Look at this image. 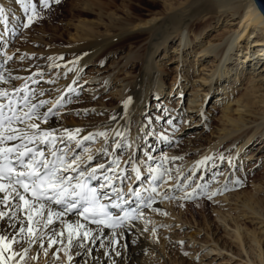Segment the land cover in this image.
<instances>
[{
  "label": "bare ground",
  "instance_id": "bare-ground-1",
  "mask_svg": "<svg viewBox=\"0 0 264 264\" xmlns=\"http://www.w3.org/2000/svg\"><path fill=\"white\" fill-rule=\"evenodd\" d=\"M64 2L65 0H45L47 7L39 4L38 8L29 12L22 11L24 7H20L23 5H20L21 3L18 5L19 8L18 6L17 8L23 15L28 16L39 11L38 9L41 12H48ZM84 5L89 6L87 2ZM79 8L73 5L70 7L71 20H74V16H77L80 20H77V24L70 28L74 33L71 35L73 37L71 46L67 51L65 50L69 54L68 59L61 61V52H56L52 56L53 59L47 64L49 67L62 65L60 70L56 68L55 77L61 71L59 79L68 71L72 73V77L70 75L71 78L68 77L65 80H61V82H57L53 78L55 81V85H53L55 86L54 92L59 96L65 92V94L69 93L72 97H75L74 92L76 90L74 91L75 88L72 86V82L78 78L76 83L78 85L82 84L83 91H88L87 94L90 95L85 98V101L93 98L92 96L96 94V88L100 85L105 90L113 87L112 90L116 92L115 96L110 99V102L100 101L98 103L102 107L106 106L108 108L105 109L103 107L104 111L101 117L95 122L87 121L86 123L85 121L78 125L63 124V126H60L52 117L48 116L45 111L46 108H42L46 95L39 89H31L24 81L17 84L11 80L9 77L11 70L7 68L3 59L0 61V105H3V115L12 117V122L9 124L7 121L4 123V127H0V139H3L0 147H12L14 149L12 154L6 153L7 155L17 158L18 154L15 153V148L20 145H26L32 150V153L42 152L44 155L41 159L47 158L49 161H55L56 156L51 154L53 152L57 153L52 145L53 141H42L34 138L39 137L41 132L51 133L53 137L62 134L77 140L81 137H89L91 133H103L102 138L106 136L110 144L127 141L128 153H133L134 148L132 146L134 144L136 146L137 141L140 142V139L145 136L140 135L142 130H144L142 116L144 114V103L150 94L156 95L163 89L164 76L159 69L160 65L155 60V56L160 52L163 53V56L167 55L168 44L175 41L178 42L174 50H178V46L182 44L179 49L180 55H178V59L176 58L178 62H185L187 56L191 53L194 58H197L196 60L201 56H204L202 59L207 58L206 69H202L205 71L198 75V88L196 89L191 85L190 90V97L194 99L198 96L201 97L192 101L189 99L190 103L185 108H182L184 112L180 110L177 114L175 113L177 117H182L183 115L184 117H190L192 122L197 124L202 120V117L209 116L210 109L212 110L214 106L207 108V105L204 106V100L206 96L214 91H217L214 104L218 103L221 106L220 120L222 124L218 129L221 132H218L219 136L216 137L213 144L208 145L199 154L210 152V158L218 160L220 152L218 149L212 150L215 147L214 145L218 142H225L227 143L226 145L233 143L232 152L226 156V161L229 160L228 164H230L236 155L238 158L237 153L239 150L242 149L241 151L243 152L246 148L251 147L253 142L264 139V17L253 0H191L185 8L178 10L167 8L163 13H160L158 18L153 15L142 22L143 24H148L146 28L141 29L139 32V36L144 37L137 40L135 43L136 48L134 49L133 47L126 54H123L119 44L125 39V36L129 35L126 38L135 40L136 35L129 33L128 29L123 28L121 30L122 33L114 37H109L100 33V31H94L89 25L82 22L83 13L88 11L87 8L85 7L87 11L83 10L84 8ZM89 9L91 10V8ZM17 11L15 12L17 13ZM88 12L92 14V12ZM16 13L13 14V17H16ZM192 18L201 23L200 25L196 24L198 28L194 29L193 33L191 32L193 37H198L205 27L219 21L221 24L225 21V24L229 25L228 31L220 34L216 43L208 46L200 44L196 47L193 45L189 33L190 20ZM139 20V22L142 21L141 18ZM202 26L204 27L203 29H201ZM4 29L0 30V35H4ZM112 38L115 39L112 40ZM106 55L107 58L111 57V59H114L113 57L115 56L117 58L112 63L114 67L110 70L104 69L110 68V65L100 67L94 62V59L98 56ZM169 59L170 57L167 55V60ZM237 59L238 61H236ZM88 63L94 65L91 70L94 72L90 71L82 75L83 71L81 68H84L85 64ZM182 65L181 63L179 70L175 72V78L191 74V70L187 69L183 73L181 71ZM34 69L36 68L30 71L31 75L35 72ZM112 71L115 72L112 73ZM119 72L121 73L119 74ZM123 72H131L132 75L126 76ZM122 74H124L123 77L119 79ZM30 79L33 78L31 77ZM96 80L99 81L97 82ZM241 81L249 84L246 87L247 89L241 92L236 91V93L230 95L229 91L237 85V82L241 84ZM179 85L180 87L184 86L182 83ZM116 89H121L122 93ZM198 89L201 91L200 93H197ZM91 90H93L92 93H90ZM79 91L83 92L82 88ZM233 100L234 103L236 102L234 106L232 104ZM126 101L127 103H125ZM85 104L89 107L91 103L86 102ZM33 105H35L34 109H32ZM203 106L202 115L194 112L195 110H202ZM194 108L195 110H193ZM84 112L88 115L98 112V109L91 106L87 110H82L81 113L85 114ZM26 113L31 115V120H29L28 115H25ZM45 113H47V116H45ZM133 115L134 118L132 119ZM138 117L141 118L140 122H137ZM204 121L201 123H205ZM31 123H35L38 126L39 132L29 127ZM135 125L136 135H133L132 131L129 130L133 129ZM128 127L129 133L124 136V131ZM25 133H27V139L24 138ZM118 133H122V135H118ZM146 133L147 130L144 131V134ZM8 135H15L16 139L7 140L6 137ZM138 136H140L139 140ZM143 141L148 142L146 139ZM20 150L22 151L23 148H20ZM259 152L261 159L264 157V149L259 150ZM249 154H251V151H249ZM57 155L62 156V154L58 153ZM30 156L31 153L25 157L26 163ZM199 161L204 163L205 156L194 161V164L199 163ZM210 161L212 160L209 159ZM188 162L189 159L185 161V164ZM236 162L238 161L235 160ZM15 163L17 165V173L25 170V168L19 167V160H16ZM66 165L65 157L63 164L57 162L56 166L60 169L58 175L66 177L70 184H76L83 178L86 180L90 179L92 186L97 188L100 194L99 199L111 203L114 216L118 218L123 212H128L129 208H132L133 210L130 212L131 218L123 222L116 221L109 228L89 225L79 217L81 209L78 203L76 208L65 211L69 207V203L77 202V197L63 198L60 203H57L53 193L48 192L52 194L51 199L36 201L27 197L18 186L11 184V182H0L8 186L3 191H0V212L5 213L4 217L0 218V236L5 238V243L10 242L8 251L0 249V253H2L0 260H7V264H20L16 250H11L13 244L19 250L27 245H31L33 249H36L42 245L44 246V244L49 246V238L51 237L55 242L49 247L56 248L60 253L65 252L69 256L73 255L72 259L68 260V264H142L144 259H142V256L146 246H148V242L140 236L139 232H142L143 226L140 220L134 218L133 215L136 216L139 212L144 211L143 213L149 217L159 218L161 213L160 209H158L159 206L150 205L147 200L135 202L132 199H122L120 196H114L109 191V180L97 183L94 178L91 179V176L84 173L81 175V170L80 173L77 172L78 174L76 173L77 170L74 171L73 174L75 175L71 176L62 170ZM192 166L194 168V165ZM210 167L211 165H209V169ZM210 170H212L214 175L211 179L213 180L212 189L219 193L223 192V190H228L222 201L220 200V203L218 202V206H216V217L221 221L223 228L231 227L232 234H229V231L226 233L234 238V243L239 247L240 251H243L246 262H249V264H264V178H261L260 175L251 176L257 179L259 184L249 185L251 187L249 191H245L246 189L236 191L239 187L245 186L247 181L244 178L234 176L233 168L230 169L227 166L226 169L219 172L214 166ZM132 171V174L139 172L136 167ZM232 177L235 179H232ZM17 192L19 195H16ZM5 196L8 197L7 201L4 200ZM21 196L28 201V204H25L20 199ZM29 205H31V208ZM49 211L54 214L52 223L45 226L43 221L48 219ZM29 215H32V227L34 230L31 236L32 242H30L27 231ZM66 227L72 231L73 239L71 242H69V233L65 230ZM22 228L24 231H21ZM77 232H79V235H76ZM84 233H89L87 239L84 238ZM13 237H15V240H13ZM212 243L213 246H209V250L219 253L220 248H224L218 243L217 239H214ZM81 245L83 246L81 247ZM80 255L81 258H79ZM26 256L27 252L22 255L20 260L25 259ZM9 257L11 259H8ZM28 264L34 263L29 259Z\"/></svg>",
  "mask_w": 264,
  "mask_h": 264
},
{
  "label": "rangeland",
  "instance_id": "rangeland-1",
  "mask_svg": "<svg viewBox=\"0 0 264 264\" xmlns=\"http://www.w3.org/2000/svg\"><path fill=\"white\" fill-rule=\"evenodd\" d=\"M190 1L65 0L62 5L48 12H41L38 9L39 11L34 14L25 16L18 10V5L20 3V5L23 4L20 6L24 7L22 11L29 12L39 7L40 0H21L20 3H17V0H0V7L5 8L2 14L5 18L0 15V30L5 28L4 35H0V61L4 59L5 65L11 70V76L9 75L11 80L17 84L24 81L31 89H39L46 95L42 108H46L45 111L48 116L52 117L60 126H63V124L78 125L85 121L86 123L87 121L95 122L101 117L104 108H108L106 106H103V108L98 103L100 101L110 102V99L116 93L115 90H112L113 87L105 90L100 85L96 88V94L92 96L93 98L85 101V98L90 95L87 94L88 91H83L82 84L78 85L76 83V79H78L76 78L72 82V86L75 88L74 91L76 90L74 92L75 97H72L69 93L65 94V92L59 96L54 92L55 86L53 85H55V81L61 82V80L67 79L70 75L72 77V73L68 71L70 74L68 72L64 73L65 75H62L59 79L61 71L55 77L56 68L60 70L62 65L60 64L59 67L54 65L47 66L56 52H61V61L68 59L69 54L66 51L71 46V40H73L71 35L74 33L70 28L77 24V20H80L77 16H74V20H71L70 7L72 5L78 6L84 8L83 10L87 8L88 11L92 12L91 14L85 10L87 12L83 13L82 22L89 25L94 31H100L102 34L114 37L117 34L120 35L123 28L128 29L129 33L136 35L135 40L126 38L129 35L125 36V39L119 44L123 54H126L128 50L133 47L134 49L136 48L135 43L137 40L144 37L139 36L140 30L148 25L142 23L144 20H148L153 15L158 18L160 13H163L167 8L176 10L185 8ZM86 2L89 6L84 5ZM14 13H16V17H13ZM30 16L34 17L32 22L28 27H24ZM139 18L142 19L141 22H139ZM196 24L200 25L201 23L192 18L190 20L189 33L193 45L196 47L200 44L208 46L216 43L218 41L217 37L227 32L229 27V25L225 24V21L222 24L219 21L205 28L202 26L201 29H204L201 35L193 37L191 32L193 33L194 29L198 28ZM114 39L112 38V40ZM177 42L168 44L167 55L170 57L169 60H167V55L163 56L162 52L155 56V60L160 65L159 69L164 76L163 89L156 95L150 94L144 103V114L142 115L144 130H142L140 135L145 136L141 139L138 136L140 142L137 141L136 146H134L135 142L133 143V153H128L127 141L110 144L106 136L103 139L102 135L100 137L98 133H91L89 139L81 137L78 140L59 134L54 137L52 145L58 154H62L65 157L66 164H71L77 156L81 158L77 162L76 173H80L81 170V173L91 176L97 183L109 180V191L114 196H120L122 199H132L135 202L147 200L150 205L159 206L158 209L161 212L159 218L149 217L143 213L144 211L139 212L136 216L133 215L134 218H137L142 223L143 230L139 232L140 236L148 242V246H146L142 256V259L144 258L142 264H249V262H246L243 251H240L239 247L234 243V238L229 235L232 234L231 227L223 228L221 221L216 217V206H218L217 204L218 202L220 203V200L222 201L228 190H223V192L219 193L212 189L213 180L211 179L214 175L210 169L216 166V169L221 172L227 166L230 169L233 168L234 176L244 178L247 181L245 186L239 187L236 191L251 190L249 185L259 184L257 179L252 178L254 175H260L261 178H264V157L260 159L259 152V150L264 149V139L253 142L251 147L244 150L245 152H242V149L239 150L237 153L238 158L236 155L230 164H228L229 160L226 161V156L232 152L233 143L226 145L227 143L225 142H218L214 145L215 147L212 150L218 149L220 152L218 160L210 158V152L199 154L208 145H212L221 132L218 130L222 124L220 120L221 106L218 103L214 104L217 94V91H214L206 96L204 100V106L207 105V108L214 106L212 110L210 109V114L212 115L208 114L209 116L202 117V120L197 124H194L190 117H184V115L177 117L178 111L184 112L182 108H185L190 101L201 97L198 96L195 99L190 97V90L191 85L196 89L198 88V75L205 71L202 69H206L205 64L207 61V58L202 59L204 56L196 60L197 58H194L191 53L187 56L185 62H178L179 49L182 44L178 46V50H174ZM175 53L178 54L175 55ZM107 55L98 56L94 59V62L100 67L110 65V68H104L105 70H110L114 67L112 63L117 58L116 56L113 57L114 59H111V57L107 58ZM181 63L183 64L181 71L184 73L187 70H191V74L175 78L174 74L179 70ZM93 66L89 63L85 64L84 68H81L83 71L82 75L90 72ZM33 68L37 70L34 69L35 72L31 75L30 71ZM114 72L112 71V73ZM123 73L126 76L132 75L131 72ZM31 77L33 79H30ZM53 78L56 80L54 81ZM96 81L98 82L99 80ZM238 82L229 91L230 95L236 93V91H244L249 85L245 81H241V84ZM181 83L184 84L183 87H180L179 84ZM81 88L84 93L79 91ZM117 91L122 93L121 89ZM200 92L198 89L197 93ZM83 95L84 97H82ZM189 99L191 100L189 101ZM86 102L91 103L89 107L92 106L98 109V112L88 115L86 112H84L85 114L81 113L82 110L89 108L86 106ZM235 103L233 100V106ZM204 106L202 110L198 111L195 108L193 110L202 115ZM140 120L141 118L138 117L137 122H140ZM203 120H205V123H201ZM128 129L129 127L125 129L124 136L129 131L136 135V125L133 129L129 131ZM145 130H147L146 134H144ZM144 139L148 140V142L143 141ZM249 151H251V154H249ZM89 155L92 157L91 160L87 159ZM203 156H205L204 163L199 161V163L194 164V161ZM187 159H189V162L185 164ZM209 159L212 161L209 162ZM235 160L238 162L235 163ZM101 165L103 167H99ZM192 165H194V168ZM209 165L212 168L210 167L209 169ZM135 167L139 172L132 174V170ZM92 169H95L94 173L90 171ZM62 170L71 176L75 175L73 174L74 171L68 168L67 165ZM137 176H139V179H137ZM232 179L235 178L232 177ZM130 188L132 189L131 192L129 191ZM137 189L139 190L138 196L134 194ZM227 231H229V234L226 233ZM214 239H217L218 243L224 247L223 249L220 248L219 253L209 250V246H213L212 241ZM228 244L229 246H227ZM12 249L16 250L20 264H28L29 259L34 264H68L69 260L67 253H60L56 248L53 249L46 244L36 249H33L31 245H27L22 249L20 248V250L13 244ZM23 251L24 253L27 252V256L25 259L20 260L24 254ZM70 257L72 259L73 255H70ZM79 258H81V255Z\"/></svg>",
  "mask_w": 264,
  "mask_h": 264
},
{
  "label": "snow or ice",
  "instance_id": "snow-or-ice-1",
  "mask_svg": "<svg viewBox=\"0 0 264 264\" xmlns=\"http://www.w3.org/2000/svg\"><path fill=\"white\" fill-rule=\"evenodd\" d=\"M21 0H17V3H20ZM40 4L44 7H47V4L45 3V0H40ZM4 13V8L0 7V15ZM34 17H29L28 22L24 24V27H28V25L32 22V19ZM43 103V101H41ZM127 103V101L125 102ZM35 108V105L32 106V109ZM3 105H0V127H4V117H3ZM31 111V110H30ZM25 115H28L29 120L32 119L31 115L26 113ZM45 116H47V113H45ZM19 119V117H17ZM8 123L10 124L12 122V117L7 118ZM30 128L36 129L37 132H39V128L35 123H31L29 125ZM10 131H12L10 129ZM91 135V134H90ZM98 135H103V133H98ZM118 135H122V133H118ZM24 138L27 139V133L24 134ZM36 139H40L42 141H54V137L51 133H43L41 132L39 137H34ZM90 137H84V139H89ZM7 140H14L16 139L15 135H8L6 137ZM3 143V139H0V144ZM20 148H23V151L20 150ZM14 152V149L12 147H0V158L3 160H6L8 164L11 163V161L8 159V157L5 155L12 154ZM15 153L18 154V159L20 160V163L23 165V167L26 169L25 171H21L17 173L13 167H8L4 164H0V180L3 179V173L6 171L9 174V179L12 180L14 183H18L21 187H23L25 192H28L29 189H31V195L34 197L36 201H43L46 199H51L50 196H47L48 192H52L53 195L56 198V202L60 203L61 199L67 198V197H78V200L76 203H69V207L65 209V211H70L72 208L77 207V203L83 202L84 208L83 212H81V215H84L85 213L91 215L93 217V222L97 224H103L106 222V220H111L110 214L107 212L105 205L101 204L96 196V190L90 189L83 181H78L76 184H70L67 181V178L61 175H58L60 169L56 166L57 162H60L63 164L64 157L58 156L57 153L53 152L51 153L53 156H56L55 161H49L47 158L41 159V157L44 155L42 152L32 153V150L28 148L26 145H20L19 147L15 148ZM31 153L30 158L27 160V163H24V157L28 156ZM80 157L77 156L75 160L71 162V164H67V167L72 169L73 171H76L77 168V162L80 161ZM88 160H91L92 157L89 155L87 157ZM99 167H103L102 165ZM92 173L95 172V169L90 170ZM83 175V173L81 174ZM137 179H139V176H137ZM25 180L28 181V183L25 182ZM6 187L5 184L0 183V191H3ZM115 191V189H114ZM129 191L131 192L132 189L130 188ZM135 195H139V190L137 189L134 193ZM16 195H19L17 192ZM20 199L25 203L28 204V201L24 200V197L21 196ZM4 200L7 201L8 197L5 196ZM118 206V205H116ZM31 208V205H29ZM5 215L4 212H0V218H3ZM53 213L51 211L48 212V219L46 221H43L45 226L52 223V217ZM97 216H103L105 219H95ZM131 218L130 213L123 212L120 217L116 218L118 222H123L126 220H129ZM29 225L27 228V231L29 233V239L31 241V236L33 234V227H32V215H29L28 217ZM112 226V225H109ZM68 231V239L69 242L72 241L73 235L70 228L65 229ZM21 231H24L22 228ZM76 235H79V232L76 233ZM89 233H84V238H88ZM13 240H15V237H13ZM55 241L50 237L49 238V246H51L52 243ZM83 245H81L82 247ZM10 248V242L5 243V238L3 236H0V249H3L4 251H8ZM107 255V253H105ZM2 255V253H0ZM119 255V253H117ZM8 259H11L9 257ZM68 259L70 260L71 257L69 256ZM0 264H7V260H0Z\"/></svg>",
  "mask_w": 264,
  "mask_h": 264
},
{
  "label": "water",
  "instance_id": "water-1",
  "mask_svg": "<svg viewBox=\"0 0 264 264\" xmlns=\"http://www.w3.org/2000/svg\"><path fill=\"white\" fill-rule=\"evenodd\" d=\"M258 10L264 17V0H253Z\"/></svg>",
  "mask_w": 264,
  "mask_h": 264
}]
</instances>
